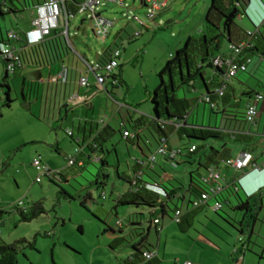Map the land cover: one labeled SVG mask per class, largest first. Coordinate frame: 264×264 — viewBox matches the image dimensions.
Listing matches in <instances>:
<instances>
[{"label": "rangeland", "instance_id": "374dc122", "mask_svg": "<svg viewBox=\"0 0 264 264\" xmlns=\"http://www.w3.org/2000/svg\"><path fill=\"white\" fill-rule=\"evenodd\" d=\"M209 8L210 0H170L164 13V16L170 15V20L162 29L157 26L159 23L155 25L148 20L150 10L142 5V0H126L124 5L103 4L97 10L98 13L103 12L107 20L114 22L115 28H128L132 37L141 31L133 22L134 18L152 26L149 30L142 29L141 36L134 38L133 44H123L119 41V46L125 51L121 67L127 86L117 89L118 98L131 106L133 115L137 112L138 116L151 117V97L160 83L159 72L177 50L184 46L187 36L196 37L205 30ZM34 11L29 9L22 16H8L2 19V27L4 30L19 25L25 27L31 22ZM248 21L246 18L240 25L251 26ZM65 39L69 45L71 60L78 63L80 68H86L81 57L95 65L103 52L113 46V39L103 40L94 35L92 16L89 13L71 19L70 33ZM227 44V41L223 42L222 53L225 52ZM119 73L120 68L116 70V74ZM12 88L11 108L6 107V94L0 88V212H3L0 219V245H11L22 239L36 242V250L27 249L24 255L19 256L18 264H122L131 249L124 247L112 250V238L105 231L107 224L113 225L118 231L116 222L126 220L130 216H127V213L145 216L149 213L146 208L121 207L117 216L115 209L118 196L129 188L127 178L132 172L134 159L139 158L140 153L122 138L120 128L113 123L117 133L106 144V150L110 151L105 154L108 166L102 168L99 161L103 154L100 153L94 156L95 161L83 172L77 167L68 168L65 157L76 156V145L74 140L68 137L66 130H73L75 138L78 136L77 130L68 126V129L65 127L59 131L58 127L63 125L61 122L53 126L56 132H59L60 152L56 151L55 147H47L45 143H31L36 135L51 139V136L56 134L50 132L52 123L40 125L32 118L28 105L21 96H17L13 85ZM97 90L101 91L102 88L94 89V95H99ZM184 92L181 90L178 95L181 97ZM262 105L258 108L259 116ZM254 129L256 130L257 126ZM38 156H42L44 162L55 171H64V175L71 177V180L66 179L60 184L43 178L41 183H37L39 173L32 164ZM190 162L192 165L186 169H197L195 161ZM183 169L181 166L179 171ZM203 171L200 169V172ZM104 175L109 178H104ZM98 182L104 185H99ZM62 190L73 199L60 195ZM40 202L45 214L32 222H21L15 208H31ZM209 218L224 227L227 226L210 211L198 218L195 229L190 232L192 238L198 237L197 231H204L202 226L219 232L210 224ZM80 227L83 228V233L80 232ZM165 234L169 235V232ZM153 235L157 242L154 230ZM185 239L188 240V236H185ZM235 242L236 238L230 240L229 245L234 247L237 245ZM170 243L180 248V253L176 256L187 255L188 249L184 246L172 240ZM175 259L176 257L169 264H176ZM256 260L258 264H264V260Z\"/></svg>", "mask_w": 264, "mask_h": 264}, {"label": "trees", "instance_id": "16d2710c", "mask_svg": "<svg viewBox=\"0 0 264 264\" xmlns=\"http://www.w3.org/2000/svg\"><path fill=\"white\" fill-rule=\"evenodd\" d=\"M47 1L48 0H0V44H11L8 39V33L11 31H8L7 29L4 30V27H2L1 24L2 19H5L8 16H18L29 9H34L37 6L46 3ZM66 1L68 13L76 17L79 8L84 1ZM250 2L252 1L210 0V8L206 15L205 30L196 37L188 38L184 46L176 52V54L167 62L165 67L159 72L158 76L160 83L151 97L154 116L151 119L141 117L130 125L131 131L127 127H120L122 138L129 143L134 150L138 151L143 159L135 161L132 167V172L127 178L129 188L123 194L118 196L115 209L117 211L121 207H136L149 210L147 216L143 214H131L126 220L121 222L117 220L120 226H132L134 228L130 234V239L128 240L126 237H122L121 240L123 242L117 247L119 248L123 244H127L130 245L133 250L132 255L124 262V264H160L156 260V255L153 251L155 247L149 243L147 236H144L141 233V224L143 221H148L150 225L156 226V234L159 235L162 220L169 218L178 225L181 232L186 233L192 228L195 216H197L202 209L210 208L213 201H215L212 200L208 205L200 206L198 208L193 207V202L200 199L204 193L209 191V187L202 182L203 178L212 168L218 169L222 172L221 164L225 165L230 161L231 159L229 156L224 158L220 156L216 157L217 155L214 157L208 156L205 161L207 164H198L197 171L190 174L189 188L186 189L183 186L176 187L169 179L163 180V175L167 173L166 170L163 166L159 165L158 162L153 167H150L148 165V160L163 144L164 140H166L167 148L169 150L173 149L170 147V139L174 135H178L182 141H195L196 143L201 144L198 146H191L196 148L194 152H190L191 147H179L184 149V153L180 157L188 159H193L194 156L203 150V143L212 139H220L219 134L223 132V129L209 125L206 126L202 123L200 125L197 124V122H195L194 112L198 107L202 106L203 109H208L210 116H229L226 115L227 112L223 111V106L227 99L226 96L229 92L228 89L230 83L236 79L237 76L229 82H225L227 68L218 69L212 64L217 57H226L222 55L221 52L223 42L226 40H229L228 47L230 45H246L238 58V62L245 63L248 60H251L249 66L252 65V57L254 56V53L260 50L258 45L260 44L264 46V25L258 32L251 33L244 31L237 24L238 19L247 16V9L249 8ZM234 10H237V13L229 19L230 14L233 13ZM69 22V25H71V20H69ZM12 31L20 38V40L13 43V46L20 53L22 59V66L20 68H23L34 57L37 60H44L46 58V53L48 52V48L45 45L47 39L50 38L52 34L57 33L58 31L60 32L61 30L54 31L41 44L35 46H29L24 41L25 34L22 36V33L17 29ZM242 31L244 39L238 42L234 41L235 32L240 33ZM58 37L63 39L69 50V45L67 44L64 34H61ZM20 42H24L25 46L22 47L19 45ZM49 45L50 44H48V46ZM117 50L122 49L117 45L114 49L109 48L101 56L99 60L100 63L103 65L109 63L112 55ZM261 52L262 53L259 57L264 63V50ZM2 63L4 64V62ZM210 65L217 69V73L212 81L214 88L213 91H211L210 85L206 81L205 74ZM20 68H17L16 70ZM246 73H249V71ZM115 77L120 80L119 85L123 86L122 72L115 75ZM201 82L204 85L205 93L201 92V94L198 95V93H196V85ZM118 86L112 85L114 88H119ZM0 88L8 91L6 93V107L11 108L13 100L10 97V86L0 84ZM187 89L188 92H186ZM181 90H184L185 92L183 96L180 97L178 92ZM254 93L258 95L255 90H252V94ZM206 100H208V102ZM212 105H214V107ZM237 115L238 113H233V116L229 117H232L234 121H237L235 119L240 117L239 122L251 126L247 122V110L245 114L241 113L239 114V117ZM125 131H129L132 136L125 139L123 135ZM116 133L117 131L110 127L99 128L96 126L93 132L87 134L83 143L74 141L76 150L86 146L89 154H103L100 156L99 163L102 168H106L108 162L105 154L110 152L106 150V144ZM68 137L72 138V135H68ZM188 145H190V143H188ZM215 154L219 153L215 151ZM85 157L86 156L83 152L79 150V153L75 156L76 161L74 165L68 168L77 167L80 172L85 171L87 166L92 163L90 156H87V158ZM200 169H203L205 173L202 174ZM58 176L61 179V182H59L60 184L69 178L64 175V171H61ZM118 176L120 177L119 174ZM104 178L108 179L109 176L104 175ZM98 184L104 185L99 182ZM149 186L159 188L162 193L149 189ZM263 194L264 190H261L255 195L247 196L241 190L236 179H232L231 182H227L226 189L222 192L219 198L216 199L222 203L223 207L219 212L215 213L224 220H226L224 217L226 212L225 209H231L232 211L241 214L242 217L239 221L232 219L240 225V228H237L229 220L226 221L234 226L240 234L247 237L251 234V219L256 218L255 213L260 208ZM60 195L73 199V197H71L65 190H62ZM183 204H186L188 208L185 213L182 208ZM83 205L85 204L83 203ZM15 211L20 216L21 222L25 223L32 222L45 214V209L41 202L35 203L31 208L16 207ZM177 212H181L179 223H176ZM2 215L3 212H0V219ZM156 221H159V223L157 224ZM79 230L83 233L82 227H80ZM105 232L115 233V230L107 224V230ZM137 239H139V241L133 243ZM247 244L250 245V242L248 241ZM110 247L115 250L112 245H110ZM27 249L36 250V242H29L26 239H22L11 245H0V264H18L19 256L21 254L24 255V252ZM146 253H153L155 256L151 260H148L145 258Z\"/></svg>", "mask_w": 264, "mask_h": 264}, {"label": "crops", "instance_id": "0c3cea01", "mask_svg": "<svg viewBox=\"0 0 264 264\" xmlns=\"http://www.w3.org/2000/svg\"><path fill=\"white\" fill-rule=\"evenodd\" d=\"M167 9L156 18L154 23H152L155 25L159 23L160 25H157L159 26V29L165 28L168 25L170 15L164 16V13L167 11ZM24 14L25 13L18 16H22ZM33 18L34 14L31 22L25 27H21L19 25L13 26L7 30L12 31L17 29L20 33H22V36H24V34L32 29ZM246 18L249 20L248 22L251 24V26L246 25L243 27L240 25V22ZM84 22L85 20L82 21V24H84ZM133 22L138 26V30L142 29L137 22L134 20ZM237 24L244 31L251 33L258 32L259 29H261L264 25V0H253L247 9V16H243L238 19ZM150 27L152 26L147 24V28H145V30H149ZM60 30V32L58 31L57 33L52 34L51 37L47 39L45 45L48 48V52L46 53V58L44 60H37L34 57L23 68L16 70L15 74H8L5 69V65L0 60V84H6L10 86L11 99L13 85L17 96L22 97L25 104L28 105V109L32 115V118L36 120L38 124L41 125L42 123H52L50 132L51 134L55 132V136H51L50 139L40 138V136L37 137L36 135L35 138L31 140V143H45L47 147H55L56 151L60 152L61 143L59 132H56L55 128L53 127L58 122L63 124L62 126L58 127V129H60L59 131L65 127L68 129V126L77 130L78 136L76 138L73 130H66V132H71L72 139L78 143H83V140L87 137V134L93 132L96 126L99 128L110 127L111 129L116 130V128L113 126V123H115L118 128L124 125L125 128L127 127L131 131L129 128L130 125L139 120L141 117L145 116H138L137 112H135V115H133L131 106L127 105L125 100L118 98L119 91L117 92V89L125 88L127 86V82L121 67V61L123 60V54L125 52L124 49L121 47L122 54L119 61V68H121L120 72H122V81L124 82V85H119V88H114L111 84H106L101 91L97 90L99 95H94L93 90L98 89L99 86H97L95 83L92 75L88 74L87 67L80 68L78 67V63H75L73 60H71L70 51L67 49L65 42L63 39L58 37L59 35L63 34V30ZM187 37L190 38L191 36L189 35ZM243 37V31L240 33L235 32L234 41H241L244 39ZM134 38V36L132 37V35L128 33V28H115L110 37V39H113V46H110L109 48L114 49L116 45L119 46V41H122L123 44H133L135 42ZM226 41L228 44L225 52L222 53L224 56H227L229 53V40ZM48 44L50 45L48 46ZM19 45L23 47L25 46V43L20 42ZM258 46L260 50L254 53V56L252 57L253 62L248 68L249 73L238 74L237 78L230 83L228 89L229 92L226 96L227 99L223 106V111L227 112L226 115L233 116V113H238L237 116L239 117V114H245L248 106L252 103V100L256 95L255 93L252 94V90H255L256 93L264 96V63L259 57L262 53L261 51L264 50V46L260 44ZM105 52H103V54ZM65 70L67 71L66 83L62 82L61 80L55 82L54 79L62 75ZM207 70L208 71L205 73L206 81L210 85L211 91H213L214 88L212 81L217 73V69L208 68ZM87 76L90 79L91 87L82 88L79 84L80 79L81 77ZM204 89L205 88L202 82L200 85H196V93H198V95H200L201 92L205 93ZM4 92L6 94L8 91L5 89ZM106 94L108 96H106ZM260 105H262L261 114L257 119L256 125L253 126L239 122L240 117L235 119L237 121H234L232 117L229 116H210L207 108L203 109L202 106L198 107V109H196L194 112L195 122H197L199 125L202 123L206 126L209 125L223 129V132L219 134L220 139H212L206 143H203V150L194 156L193 159L180 157L177 162V166L173 168L169 166L166 160L159 158L158 164L163 166V168L168 173L167 179H169L176 187L183 186L186 189L189 188L190 174L194 171H197L196 169H186L187 166L192 165L190 162L191 160H194L197 165H206L207 163L205 161L208 156L214 157L217 155L216 157L220 156L222 158L229 156L231 160H237L243 154H250L252 156L253 164L260 167L261 170L254 171L253 169H248L242 174L221 164L222 174L228 183L231 182L232 179H236L241 190L247 196L255 195L259 191L264 190V101H261L257 108H259ZM102 112H104V114H102ZM153 116L154 114L152 113L151 117L146 118L151 119ZM256 126L257 129L255 130L254 128ZM172 137L170 139V147L173 149L183 146L191 147L194 145H201L195 141H182L178 135H174L173 139ZM188 143H190V145H188ZM79 150L83 152V154L86 156L85 158L90 156L92 161H95L94 156L98 155L89 154L86 146L79 148ZM215 151H217L219 154H215ZM61 153L63 154V152ZM38 157H41L44 161L42 156ZM65 159H67V156ZM142 159L143 158L140 155L139 158L137 157L134 160L136 161ZM46 165L51 170H54L49 164ZM181 166H183L185 170L183 169L182 171H179ZM260 171H262V173H259ZM201 173L204 174L205 171ZM68 179L71 180V177ZM67 182L69 183V181ZM262 202L264 204V194ZM261 206L262 204L260 207ZM182 208L184 213L188 209L186 204H183ZM210 211L217 215L220 220L225 222L227 226L225 225L226 227H224L219 222L209 218L210 224L219 232L211 230V228L208 226H202L204 231H197L198 237L196 239L192 238L190 236V232L195 229L198 218L206 213L208 214ZM225 211L224 217L226 220H229L237 228H240V225L232 219L239 221L242 215L238 212L232 211L231 209H225ZM116 215H119L118 210ZM126 215H131V213H127ZM255 216L256 218L254 219L256 220V223L254 225V219H251L252 226L250 228L252 231L254 230L256 234H261L264 237V205L261 211L257 210ZM226 220L220 217L212 209L206 208L202 209L199 214L195 216L193 219L192 228L186 233L181 232L178 225L169 218L162 220L160 234H156L158 238L157 242L155 241L156 238L153 235V230L156 233L157 227L150 225L148 221L144 222L142 220L141 233L144 236H147L149 243L155 247L153 251L155 252L156 260L160 264H169L173 261L174 257H176L174 260L176 264H258L256 258H259V260H264V240L259 238L257 235H254L252 238L253 244L248 245L247 242L250 234L247 237L243 236ZM121 221L123 220H119V222ZM119 222H116L118 231L113 225L109 224L115 230V233H109L110 237L112 238L110 245H112L115 250H119L124 247H129L131 249L128 257L123 260L122 264H124V262L132 255L133 250L131 246L127 244H123L119 248L117 247L121 242H123L121 240L122 237H126L128 240L130 239V234L134 228L132 226H120ZM166 232H169V235L165 234ZM185 236H188L189 239L186 240ZM235 238L237 245L231 247L229 245V241L232 239L234 240ZM242 238H244V243L240 242ZM171 240L174 243H178L188 249L187 255L176 256V254L180 253L178 251L179 247H177L176 244L172 245L170 243ZM138 241L139 239L135 240L133 243H137ZM235 248L238 249V252H235Z\"/></svg>", "mask_w": 264, "mask_h": 264}, {"label": "built area", "instance_id": "2783aa9c", "mask_svg": "<svg viewBox=\"0 0 264 264\" xmlns=\"http://www.w3.org/2000/svg\"><path fill=\"white\" fill-rule=\"evenodd\" d=\"M66 2V0H48L46 3L34 8L35 11L34 18L32 20V29L28 31L24 37V41L29 46L41 44L54 31L60 29L63 30L64 36L68 37L70 31L69 20L75 17L68 13ZM125 2L126 0H85L79 8L78 15H85L87 13L91 14L94 35L99 39L106 40L111 37L115 27V23L107 20L103 16V13H98L97 10L103 4L124 5ZM142 5L150 10L147 18L150 22L154 23L156 18L168 8L169 0H142ZM133 20L137 22L142 29L147 28V24L139 18H134ZM142 29L141 31L135 34V38L141 36ZM8 39L11 44H0V60L4 62L7 73L14 74L16 69L22 66V59L20 53L13 46V43L15 41L20 40V38L15 32L11 31L8 33ZM245 47V44L241 46L230 45L228 47L229 53L225 58L217 57L213 61L212 65L218 69L227 68L225 82H229L231 79L238 76V74L246 73L248 71L249 65L251 64V60H248L245 63L238 62V58ZM121 54V50L115 51L111 57V61L106 65L101 64L100 61H98L95 65H91L87 59L82 57L81 60L88 68V74L92 75L97 86L101 88H104L106 84L118 86L119 79L116 78L115 75L116 70L119 68ZM59 80L66 83V70L62 75L54 79L55 82ZM79 84L82 88L91 87V82L88 76L81 77ZM206 101L208 102V100ZM261 101H264V96L260 94L255 95L252 100V103L247 108L246 118L247 122L251 126L256 125L259 116L257 105ZM212 106L214 107V105ZM121 127L124 128V125H122ZM68 135L71 136L72 133L68 132ZM123 135L125 139L132 136L129 131H125ZM195 149V147H191L190 152H194ZM78 153L79 150H76V154ZM183 153L184 149L182 148H174L169 150L166 145V140H164L163 144L149 158L148 165L150 167H153L158 162L159 158H163L167 161L171 168L176 167V162ZM75 161V156L68 157L67 166H73ZM32 166L39 173V177L36 179L37 183H41L43 178H49L52 181L61 182V179L58 176L61 173V170H51L43 162L41 157H36L33 161ZM225 166L242 174L245 173L248 169H253L254 171L261 170L260 167L253 164L252 156L250 154H243L237 160H230L225 164ZM167 174L168 173L164 174L163 180L167 179ZM202 182L209 187V191L204 193L200 199L195 200L193 202V207L198 208L200 206L208 205L210 201L215 200L213 201V204L211 205L210 209H212L214 212H219L222 209L223 205L220 201H217L216 199L219 198V196L227 187V182L224 178V175L220 170L212 168L203 178ZM149 189L162 193L161 190L155 186H149ZM180 217L181 212H177L176 223H179ZM156 223L158 224L159 221H156ZM240 242L244 243V238H242ZM235 252H238L237 248H235ZM154 256L155 255L153 253L145 254V258L148 260H151Z\"/></svg>", "mask_w": 264, "mask_h": 264}, {"label": "water", "instance_id": "95a60500", "mask_svg": "<svg viewBox=\"0 0 264 264\" xmlns=\"http://www.w3.org/2000/svg\"><path fill=\"white\" fill-rule=\"evenodd\" d=\"M250 5H251V2L249 3V6H250ZM236 13H237V10H234L233 13L230 14L229 19H231ZM226 23H227V22H226ZM208 68H209V69H214V67H213L212 65L208 66ZM259 173H262V171H260ZM261 204H262V206L259 208V211L262 210L263 205H264L262 201H261ZM255 223H256V220L254 219V225H255ZM254 235H257L259 238H261V239L264 240L263 235H261V234H256V233L254 232V230H253L252 233L250 234V236L248 237V241L250 242V245L253 244L252 238H253Z\"/></svg>", "mask_w": 264, "mask_h": 264}]
</instances>
